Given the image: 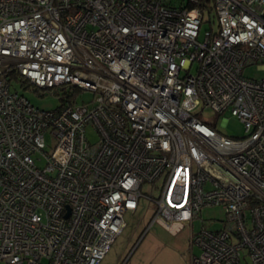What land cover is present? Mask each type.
I'll use <instances>...</instances> for the list:
<instances>
[{"label":"built area","instance_id":"obj_1","mask_svg":"<svg viewBox=\"0 0 264 264\" xmlns=\"http://www.w3.org/2000/svg\"><path fill=\"white\" fill-rule=\"evenodd\" d=\"M141 197L188 264H264V0H0V264H100Z\"/></svg>","mask_w":264,"mask_h":264},{"label":"rangeland","instance_id":"obj_2","mask_svg":"<svg viewBox=\"0 0 264 264\" xmlns=\"http://www.w3.org/2000/svg\"><path fill=\"white\" fill-rule=\"evenodd\" d=\"M208 19L207 16H204L198 41H202L204 33L210 29ZM244 76L260 79L263 74L255 68H249L244 71ZM11 89L24 95L33 106L41 110H54L60 105V101L48 92L40 96L31 89L23 88L17 82L12 83ZM90 99V93H79L77 103L80 104L81 101H89ZM196 117L200 121L215 126L216 130L223 136L233 139H241L245 136L243 125L228 111L218 115L211 110H205L202 113H197ZM85 132L90 143L93 144L98 140V135L93 128L87 127ZM52 148L53 143L47 138L44 152L50 154ZM41 165L43 163L39 164V166ZM149 186L144 185L141 189L144 197L149 196ZM156 188H158V185ZM154 191V197H156L159 190ZM144 197L139 199L138 209L134 213L128 212L124 215L125 228L117 235L100 264H185L179 261L176 255H182L185 259L186 252L184 249L188 244L189 228L185 227L178 234L171 235L156 223L149 226L155 212V206ZM201 217L206 221L204 224L209 221L214 222L210 227L207 225L210 229H213L219 227L220 223L218 221L224 220V212L220 207L203 208ZM200 226L199 220L194 221L193 232L198 231ZM192 250L194 255L200 253L197 247H193Z\"/></svg>","mask_w":264,"mask_h":264},{"label":"crops","instance_id":"obj_3","mask_svg":"<svg viewBox=\"0 0 264 264\" xmlns=\"http://www.w3.org/2000/svg\"><path fill=\"white\" fill-rule=\"evenodd\" d=\"M184 251L186 252V256H185V259H184V256H182V255H176L179 259V261H181V262H184L185 264H188L187 263V258H188V255H189V241H188V244H187V246H186V248L184 249ZM184 251H183V253H184ZM184 259V260H183ZM183 264V263H182Z\"/></svg>","mask_w":264,"mask_h":264}]
</instances>
